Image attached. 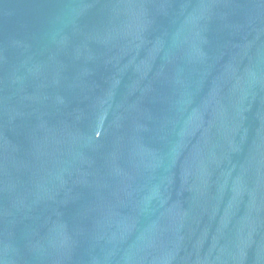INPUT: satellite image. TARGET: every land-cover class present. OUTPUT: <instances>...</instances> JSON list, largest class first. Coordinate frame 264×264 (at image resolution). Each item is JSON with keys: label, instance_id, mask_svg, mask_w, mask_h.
<instances>
[{"label": "water", "instance_id": "water-1", "mask_svg": "<svg viewBox=\"0 0 264 264\" xmlns=\"http://www.w3.org/2000/svg\"><path fill=\"white\" fill-rule=\"evenodd\" d=\"M0 264H264V0H0Z\"/></svg>", "mask_w": 264, "mask_h": 264}]
</instances>
